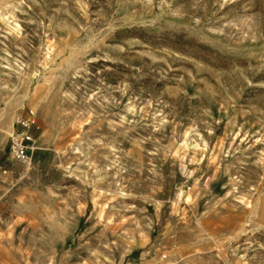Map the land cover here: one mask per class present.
<instances>
[{
  "label": "rangeland",
  "instance_id": "1",
  "mask_svg": "<svg viewBox=\"0 0 264 264\" xmlns=\"http://www.w3.org/2000/svg\"><path fill=\"white\" fill-rule=\"evenodd\" d=\"M0 264H264V0H0Z\"/></svg>",
  "mask_w": 264,
  "mask_h": 264
},
{
  "label": "built area",
  "instance_id": "2",
  "mask_svg": "<svg viewBox=\"0 0 264 264\" xmlns=\"http://www.w3.org/2000/svg\"><path fill=\"white\" fill-rule=\"evenodd\" d=\"M17 129L9 135L7 146L8 159L17 163H29L30 154L34 149L35 139L31 129L36 127L34 113L29 111L25 118H20L16 122ZM6 174V170H2Z\"/></svg>",
  "mask_w": 264,
  "mask_h": 264
}]
</instances>
